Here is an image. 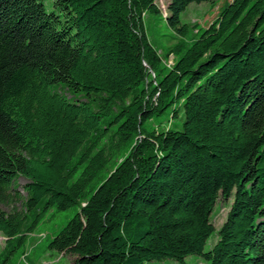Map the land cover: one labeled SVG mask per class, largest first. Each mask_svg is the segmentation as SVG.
Segmentation results:
<instances>
[{"label": "trees", "instance_id": "obj_1", "mask_svg": "<svg viewBox=\"0 0 264 264\" xmlns=\"http://www.w3.org/2000/svg\"><path fill=\"white\" fill-rule=\"evenodd\" d=\"M217 1L170 0L167 24L189 44L162 57L146 33L148 14L162 15L155 0H54L53 12L0 0L8 245L50 210L78 207L49 244L73 264H264V0H232L205 28L182 24L191 4ZM59 85L88 100L70 102ZM163 116L169 128L151 126ZM110 133L133 146L107 173ZM220 197L233 202L206 252Z\"/></svg>", "mask_w": 264, "mask_h": 264}, {"label": "rangeland", "instance_id": "obj_2", "mask_svg": "<svg viewBox=\"0 0 264 264\" xmlns=\"http://www.w3.org/2000/svg\"><path fill=\"white\" fill-rule=\"evenodd\" d=\"M159 8L161 9L162 15L148 14L146 18V33L150 42L159 50L162 57H165L166 53L171 49L175 48L179 43L189 44V41L181 39L178 34L172 30L166 21L167 7L170 0H155ZM232 0H219L216 3H201L191 4L187 10L181 15L182 24L189 25L190 27L197 26V28H205L212 23L218 16L221 8L231 2ZM46 10L48 12L55 11L54 0H43ZM197 31L190 30L189 37L195 36ZM176 58L171 55L168 59L164 60V64L171 68L174 65ZM54 91H57L62 96L67 98L70 102L82 103L88 100L84 94L74 93L69 91L64 85L54 87ZM95 109H98V104L94 105ZM116 111V110H115ZM167 116H163L157 123L154 121L151 126L155 129H167L169 128L170 122ZM159 123H162L159 125ZM106 126V125H105ZM115 126L112 128L114 129ZM113 133V132H112ZM110 133V136L104 139L103 146L109 149V155L111 160V166L107 170V173L113 171V168L117 161H121L129 152L133 143L125 144L120 147L118 139ZM111 150V152H110ZM27 181L20 178L15 188L20 192L22 201L26 200L27 196L23 190V186ZM233 199L224 200L222 197L219 198L214 212L212 214V222L216 228V231L208 240L205 251H209L218 242L219 235L218 230L225 223L227 214L231 208ZM18 209H22L21 203L17 206ZM5 211L9 212L10 208H4ZM79 212L78 207H72L66 211L50 210L34 229V231L27 235L26 241L22 245H18L17 241H13L8 245L7 239L0 234V264H73L75 256L69 254H60L56 251L49 249V244L69 223V221ZM29 222L32 221L33 217H29ZM5 260V262H4ZM4 262V263H3ZM185 264H210L200 256L191 255L184 260ZM147 264H181L172 259H166L163 261L149 262Z\"/></svg>", "mask_w": 264, "mask_h": 264}]
</instances>
